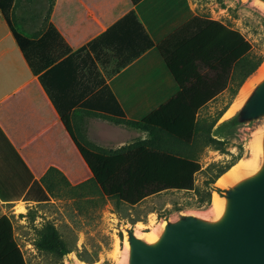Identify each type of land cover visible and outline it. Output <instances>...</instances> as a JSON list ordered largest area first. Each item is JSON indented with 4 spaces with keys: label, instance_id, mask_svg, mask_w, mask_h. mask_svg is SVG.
<instances>
[{
    "label": "crops",
    "instance_id": "crops-1",
    "mask_svg": "<svg viewBox=\"0 0 264 264\" xmlns=\"http://www.w3.org/2000/svg\"><path fill=\"white\" fill-rule=\"evenodd\" d=\"M50 6L51 0H15L13 22L37 37L53 25L62 37L48 39L37 61L44 64L63 51L49 66L58 65L47 82L74 133L93 145L116 149L148 138V132L105 116L99 106L110 95L104 89L126 119L181 135H192L198 115L228 91L231 33L218 30L215 21L227 26L218 17L199 12V0H53ZM91 177L0 7L2 215L25 216L39 204L56 202L60 197L48 189L52 182L62 183L65 196L67 181L77 185Z\"/></svg>",
    "mask_w": 264,
    "mask_h": 264
},
{
    "label": "rangeland",
    "instance_id": "rangeland-1",
    "mask_svg": "<svg viewBox=\"0 0 264 264\" xmlns=\"http://www.w3.org/2000/svg\"><path fill=\"white\" fill-rule=\"evenodd\" d=\"M199 9L200 13L216 16L238 32L245 41L243 53L264 56L263 6L249 0H199ZM256 73L257 70L246 78L234 96L229 90L219 96L207 112L215 116L230 101L233 104L244 84ZM254 128V125L231 128L221 117L212 133L224 140L222 147L217 149L202 137L191 151L202 165L193 189L164 190L130 206L105 197L98 185L90 180L86 188L73 192L72 196L67 191L56 202L39 204L25 216H13L16 239L27 264H70L72 259L84 264H125L128 249L125 226L132 227L137 234L147 235L160 227L166 218L187 212L213 213V195L220 187L217 180H211L220 168L254 156L253 144L259 136ZM259 159L260 153L255 167ZM3 212L0 207V215ZM48 224L56 228L58 237L69 250L64 255L36 246L41 230Z\"/></svg>",
    "mask_w": 264,
    "mask_h": 264
},
{
    "label": "trees",
    "instance_id": "trees-1",
    "mask_svg": "<svg viewBox=\"0 0 264 264\" xmlns=\"http://www.w3.org/2000/svg\"><path fill=\"white\" fill-rule=\"evenodd\" d=\"M140 1L133 0L136 4ZM14 2L15 0H0L2 13L30 67L36 74H39L41 83L57 106L62 121L71 133L80 153L92 172V177L80 184L70 185L67 181V187L68 185L71 186L69 189L71 196L73 192L86 188L90 180L98 185L105 197L115 199L118 204L130 206H134L145 198L164 190L193 189L196 174L201 170L202 165L191 151L198 146L202 137H206L208 144L214 145L217 149L222 147L224 140L214 137L212 132L217 121L232 101L215 116L210 115L208 112L200 113L197 117L193 134L181 135L157 124L126 119L115 96L109 90L104 89L103 91H107L110 95V99L105 102V105L99 106L103 108L105 116L115 123L126 124L148 132V138L138 139L133 143L116 149L93 145L87 142L83 135L78 134L77 136L74 133L68 114L64 112L57 102L47 82V75L58 65H53L50 68L49 66L54 63L63 51L58 52L55 57L44 64H39L37 61L36 52L47 45L48 39H51L53 35L60 40H62V37L53 25H50L41 37L31 36L18 30L13 22ZM52 4L53 0H51L50 10ZM214 23L217 25L218 30L220 28L226 29L227 37L228 32L231 33L228 40L231 41L233 52V72L228 90L234 96L238 93L246 78L260 67L264 61V56H257L246 51V53H243L246 49L243 37L232 28L229 29L218 21ZM8 144L11 146L10 143ZM235 163L232 162L220 168L214 174L211 182H215ZM63 188L62 183L59 182L48 184L49 192L56 197L64 195ZM58 236L56 228L48 224L41 230V236L37 240L36 246L41 250L46 249L64 255L69 250H67L64 242ZM0 264H27L24 253L16 239L13 218L6 214L0 216Z\"/></svg>",
    "mask_w": 264,
    "mask_h": 264
},
{
    "label": "water",
    "instance_id": "water-1",
    "mask_svg": "<svg viewBox=\"0 0 264 264\" xmlns=\"http://www.w3.org/2000/svg\"><path fill=\"white\" fill-rule=\"evenodd\" d=\"M264 7V0H249ZM231 128L254 125L259 133L257 166L217 191L222 208L166 218L147 238L125 226V264H264V75L224 119ZM70 264H82L72 259Z\"/></svg>",
    "mask_w": 264,
    "mask_h": 264
},
{
    "label": "bare ground",
    "instance_id": "bare-ground-1",
    "mask_svg": "<svg viewBox=\"0 0 264 264\" xmlns=\"http://www.w3.org/2000/svg\"><path fill=\"white\" fill-rule=\"evenodd\" d=\"M264 75V61L262 62V64L260 65V67L257 69V73L251 77L242 87L237 99L235 100V102L231 105L230 109L228 110V112L226 113V116H230L236 109L237 105L239 104L240 100L247 94V92L250 90V88L252 87V85L259 80L262 76ZM253 151H254V156L245 158V159H241L240 161H238L237 163H235L233 166H231L229 168V170L224 173L219 179H217V184L220 187H224L226 185H228L231 181H233L234 179L238 178L239 176H241L243 173L250 171L251 169L255 168L256 165V161L258 158V154L260 153V148H259V136L258 138L255 140L254 144H253ZM222 204H223V200L220 196V194L218 193H214L213 195V201H212V211L214 214H218L222 208ZM163 225V223H162ZM162 225L160 227L155 228L154 232H150L146 236L147 238H154L156 237V235L159 232V229L162 227ZM140 235H142L139 232ZM126 247L128 248V243L126 241ZM126 257V256H125ZM82 264H84L83 262H81Z\"/></svg>",
    "mask_w": 264,
    "mask_h": 264
}]
</instances>
